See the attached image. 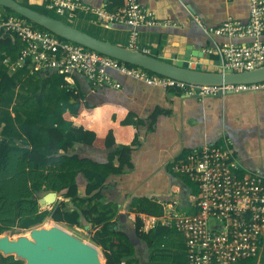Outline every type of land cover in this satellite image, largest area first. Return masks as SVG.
Listing matches in <instances>:
<instances>
[{
	"label": "crops",
	"instance_id": "0c3cea01",
	"mask_svg": "<svg viewBox=\"0 0 264 264\" xmlns=\"http://www.w3.org/2000/svg\"><path fill=\"white\" fill-rule=\"evenodd\" d=\"M17 1L24 5L28 3V0ZM84 1L97 6L102 3V0ZM143 2L152 12L151 18L155 23L144 24L139 28L136 48L147 49L150 54L165 61L175 62L174 54L182 58L186 48L190 46L204 55L193 56L192 61L202 63L207 70H219L215 57L206 52L208 47L230 42L247 43L253 39L250 36L219 35L209 31L228 20L246 25L250 19L251 0ZM16 13L0 5V28L5 29L3 22L10 17H17ZM75 14L95 18L92 13L83 9ZM105 27L113 30L112 38L116 39L114 43L129 46L131 30L128 25L115 23ZM260 39L264 40V34ZM109 41L112 42L110 39ZM108 73L120 84L119 87H94L80 72H73L66 80L70 86H78L84 90L91 102L110 100L123 104L134 112L132 124L138 131V143L132 149L133 166L121 174L110 175L103 189L104 196L100 199L103 204H117L115 227L128 232L135 244L134 255L124 258V262L187 264L183 236L176 238L171 245L150 247L134 233V227L128 223L127 217L122 221L119 216L125 213L135 223L132 203L134 199L142 197L159 203L163 209L174 205L179 211L195 213V199L199 195L196 183L185 175L175 173L172 163L187 152L206 144L230 148L238 160L240 175L258 174L264 177V88L247 92L231 91L200 99L148 85L116 70L109 69ZM158 107L163 112L152 121L150 116ZM74 125L80 126L81 122L75 120ZM1 129L2 127L0 131ZM111 151L82 143H76L68 150L71 155L79 154L99 162H106ZM114 161L117 162L116 159ZM77 180L80 192L84 194L88 180L83 173L78 175ZM56 192L58 198H63V201L70 204L72 200L63 195L64 191ZM56 204L58 203L41 205V211L48 210L51 217ZM59 223L68 225L65 222ZM14 229L22 230L18 226ZM83 229L87 231L85 227ZM3 256L6 257L0 253V264L4 262ZM254 264H264V240L258 256L254 258Z\"/></svg>",
	"mask_w": 264,
	"mask_h": 264
},
{
	"label": "trees",
	"instance_id": "16d2710c",
	"mask_svg": "<svg viewBox=\"0 0 264 264\" xmlns=\"http://www.w3.org/2000/svg\"><path fill=\"white\" fill-rule=\"evenodd\" d=\"M47 1L28 0L27 6L54 16L43 6ZM107 2L112 8L123 6L126 0ZM26 45L18 33L0 28V233L15 226L41 224L44 212L37 192L64 191L63 195L83 211L84 223L80 222L79 210L65 201L54 206L52 219L74 227L89 225L87 232L100 248L105 264H131L124 258L134 255L135 244L128 232L115 227L117 204H103L100 199L110 175L133 166L132 149L138 143V131L132 124L134 112L110 100L89 101L86 92L70 86L67 74L59 70L35 69L30 59L23 66L16 65ZM162 88L182 94L177 87ZM162 112L156 108L150 119L154 121ZM75 120L81 125L75 126ZM76 143L112 151L106 162H99L69 154ZM80 173L88 180L84 194L77 180ZM132 207L136 215L134 233L150 247L171 245L181 238L174 226L158 224L147 231L142 229L141 214H163L159 203L142 197L134 199ZM255 257L237 264H254Z\"/></svg>",
	"mask_w": 264,
	"mask_h": 264
},
{
	"label": "built area",
	"instance_id": "2783aa9c",
	"mask_svg": "<svg viewBox=\"0 0 264 264\" xmlns=\"http://www.w3.org/2000/svg\"><path fill=\"white\" fill-rule=\"evenodd\" d=\"M43 6L59 15H73L83 9L106 26L126 24L131 30L129 47L135 49H138L139 28L155 23L143 0H126L123 6L112 8L107 0H102L99 6L84 0H49ZM2 26L27 41L16 65L23 66L30 59L35 69L59 70L67 74V79L73 72H80L94 87L120 86L109 75L111 69L151 86L180 88L183 95L200 99L218 95L225 89L247 92L264 88V81L223 86L193 85L131 66L72 40L61 39L48 29L18 16L5 20ZM209 31L253 37L247 43L230 42L208 47L206 52L215 57L219 70L238 72L264 65V40L260 39L264 34V0H251L250 19L246 25L228 20ZM143 51L150 53L147 49ZM172 169L197 184V211L186 213L168 205L161 215L141 214L142 229L147 231L158 224L174 226L184 238L187 264H237L258 256L264 240V177L240 175L233 151L217 144H206L187 152L172 163Z\"/></svg>",
	"mask_w": 264,
	"mask_h": 264
},
{
	"label": "water",
	"instance_id": "95a60500",
	"mask_svg": "<svg viewBox=\"0 0 264 264\" xmlns=\"http://www.w3.org/2000/svg\"><path fill=\"white\" fill-rule=\"evenodd\" d=\"M0 5L25 16L32 22L45 27L56 35L72 40L87 48L115 57L126 63L143 67L173 79L193 85L223 86L230 84L259 83L264 81V65L244 71L207 70L202 63L192 61L193 56H204L190 46L186 48L182 58L173 55L175 62L165 61L150 53L129 46L120 45L96 37L86 31L76 28L65 21L49 14L37 11L17 0H0ZM199 54V55H198ZM231 90H221L220 94ZM36 197L40 205L47 206L63 201L53 190L42 189ZM72 208L79 210L80 222L84 223L83 211L74 204ZM126 220L135 229V223L125 213H121L120 220ZM88 229L89 225H85ZM26 233L10 235V232L0 233V253L5 256L14 255L25 260V264H105L100 249L82 238L69 232L59 224L34 226L26 229Z\"/></svg>",
	"mask_w": 264,
	"mask_h": 264
},
{
	"label": "rangeland",
	"instance_id": "374dc122",
	"mask_svg": "<svg viewBox=\"0 0 264 264\" xmlns=\"http://www.w3.org/2000/svg\"><path fill=\"white\" fill-rule=\"evenodd\" d=\"M50 13L52 15L58 17L59 19L65 21L66 23H68V24H70L76 28H79L83 31H86V32H88V33H90L96 37H99L101 39L108 40V41L110 39V40H112V42H115L114 40H116V39L112 38L113 30L106 28L105 22L99 21L96 17L91 19L89 16H79L78 14L59 15L53 11H51ZM86 23H88V25ZM89 23H91V24H89ZM121 42L123 43L124 41H121ZM43 212H44L43 221L41 224H39L37 226H49L50 227L52 224L56 223V224H59L60 226H62L63 228H65L66 230H68L69 232L73 233L74 235L82 238L83 240L94 244L92 242L91 235L86 230H84L82 227L78 228V227L66 225L63 223L55 222L51 219L50 212L48 210H45V211L43 210ZM26 229H29V228H22V230H19V229L18 230L12 229V230L14 232L17 231L16 234H22V233L24 234L27 231ZM14 232H13V234H14ZM102 258H103V255H102ZM10 263H15V262L10 261ZM19 263L25 264V260L21 259Z\"/></svg>",
	"mask_w": 264,
	"mask_h": 264
},
{
	"label": "flooded vegetation",
	"instance_id": "af4514ba",
	"mask_svg": "<svg viewBox=\"0 0 264 264\" xmlns=\"http://www.w3.org/2000/svg\"><path fill=\"white\" fill-rule=\"evenodd\" d=\"M13 230H16V229H14V228H12ZM12 229H7V230H5V231H3L2 233H4V232H6V231H10V235L11 236H14V235H16V232H14ZM20 230V229H19ZM13 232H14V234H13ZM19 260V261H18ZM20 260L21 259H19V258H15V256L14 255H8V256H6V257H4L3 256V264H21V263H19L20 262ZM10 261H14L15 263H10ZM17 261V262H16Z\"/></svg>",
	"mask_w": 264,
	"mask_h": 264
},
{
	"label": "bare ground",
	"instance_id": "6f19581e",
	"mask_svg": "<svg viewBox=\"0 0 264 264\" xmlns=\"http://www.w3.org/2000/svg\"><path fill=\"white\" fill-rule=\"evenodd\" d=\"M47 227H49V226H47Z\"/></svg>",
	"mask_w": 264,
	"mask_h": 264
}]
</instances>
